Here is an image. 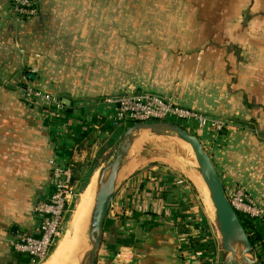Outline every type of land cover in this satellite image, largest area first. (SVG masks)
<instances>
[{
  "label": "crops",
  "instance_id": "crops-1",
  "mask_svg": "<svg viewBox=\"0 0 264 264\" xmlns=\"http://www.w3.org/2000/svg\"><path fill=\"white\" fill-rule=\"evenodd\" d=\"M33 2L36 14L18 18L15 0H0V264H16L12 244L18 236L38 234L35 208L52 192L54 165L74 176L87 138L113 126L117 105L107 100L124 95L118 93L129 86L128 80L114 86L112 79L113 18L96 14L98 5L111 0ZM206 7L207 22L231 26L217 25L216 34L206 37L200 111L226 127L199 128L195 134L225 190L242 187L264 209V0L238 6L227 22ZM157 75L140 74L136 91L182 100L171 82L164 87ZM28 88L52 94L64 110L26 101ZM123 129L119 139L128 128ZM147 137L144 132L138 139ZM128 156L96 264H218L212 212L188 173L156 164L140 168L139 160ZM76 181L73 177V188Z\"/></svg>",
  "mask_w": 264,
  "mask_h": 264
},
{
  "label": "rangeland",
  "instance_id": "rangeland-1",
  "mask_svg": "<svg viewBox=\"0 0 264 264\" xmlns=\"http://www.w3.org/2000/svg\"><path fill=\"white\" fill-rule=\"evenodd\" d=\"M249 2L250 0H111V3H108V5H98L96 9L98 19L113 18L112 43L110 44L109 42V44L112 46L114 60L112 73L114 86L121 80H128L129 84L127 89L121 90L118 94L137 92L158 95L156 94L157 91L156 93H152L154 91H136L138 90L136 87V79L138 77L141 78L140 74H144L143 77L145 79H150L154 73H158L157 76L160 78L158 81H164L161 85L168 87L167 84L171 82V87L174 88L172 91L174 92L176 90L182 100H174L165 95H161V97L163 96L166 100L182 108L209 118L212 124L220 120L217 116L200 111V105L203 101L200 95L202 86L201 69L205 65H202L201 60L203 58L202 52H204V46L208 43L205 42L208 40L206 37L216 34L214 32L215 26L219 25L218 27H221L222 30V27L227 26L228 23L221 22L217 24L216 22L212 23V21L207 22V17H203L202 13L203 11L207 13V5L211 6L213 11L208 12V14L213 16V14L219 12L223 14V20L227 22L228 19L225 18L237 16L236 13L239 11L238 6L241 8L246 7ZM205 3L208 4L205 5ZM218 6L221 8L219 11L216 10ZM242 12L240 11L239 13ZM228 25L231 26V24ZM108 30L109 28H107V36L109 35ZM202 38L204 40L203 44H201ZM120 56H122L121 60H119ZM175 87H178L179 90ZM47 96L56 98L52 94L44 93L40 89L28 88L26 90L25 100H42L48 105L45 101ZM223 122L226 124L225 121ZM130 126L131 124L129 122L122 123L119 126L113 124V126L107 128L106 133L101 132V134L91 135L87 138L86 146L82 149L84 159L82 160L81 167L76 168V171L74 170L78 181L74 184V196L70 201V208L66 214L61 236L56 244V247H59L54 255L49 260H46L47 262L45 261L43 263L78 264L74 259L76 251L72 252L74 248L71 251L69 250L70 242L68 243V249L64 251L60 250L61 246L67 240V235L70 236L71 240H74L73 230L71 228L73 221L77 217V206L83 200V197L86 196L93 176L99 175L101 168L114 157L120 142L118 132L121 134L124 127L129 128ZM185 127L194 135L197 134L200 128L195 124ZM202 129L212 130L209 126L202 127ZM148 135L149 137L138 139L135 142L128 157L142 160L144 159L143 157L149 155L154 149L162 147L177 151L175 156H173V162H147L144 160L138 165L140 168H143L150 164H156L175 172L183 170L188 173L203 198L207 201L212 212L213 228L216 234L219 235V248L221 250L219 251L217 261L218 264H224V254L217 216L202 177L198 172L197 162L192 150L176 137L158 136L152 133H148ZM196 178L202 181V188L197 184ZM200 181L199 184L201 183ZM94 200L95 197L92 200V208L90 207L88 209L84 217V236L80 242L81 245L77 247L80 251L79 256L82 254L86 243L87 250L91 249L88 235ZM68 231L71 232L67 234ZM253 249L254 259L258 264H264V249L262 246L254 245Z\"/></svg>",
  "mask_w": 264,
  "mask_h": 264
},
{
  "label": "built area",
  "instance_id": "built-area-1",
  "mask_svg": "<svg viewBox=\"0 0 264 264\" xmlns=\"http://www.w3.org/2000/svg\"><path fill=\"white\" fill-rule=\"evenodd\" d=\"M14 13L18 18L35 15L36 9L33 0H15ZM45 101L55 110L60 112L64 110L61 102L52 96H47ZM107 102L117 105L112 123L118 126L125 122H129L131 125L146 122H169L180 127L184 125L182 127L184 129H186L185 126L193 124L200 128L209 126L216 132H221L226 127L221 119L212 124L209 118L182 108L161 96L149 93L124 94L109 99ZM225 193L235 212L241 214L256 228L263 227L262 232H264V209L256 204L251 195L242 187L225 190ZM73 196L72 172L54 165L52 192L48 197L41 200L35 208V215L39 221L38 234L18 236L12 244L14 252L28 258L29 264L45 262L60 239ZM121 256V254L118 255V257ZM198 257H202V252H198Z\"/></svg>",
  "mask_w": 264,
  "mask_h": 264
},
{
  "label": "water",
  "instance_id": "water-1",
  "mask_svg": "<svg viewBox=\"0 0 264 264\" xmlns=\"http://www.w3.org/2000/svg\"><path fill=\"white\" fill-rule=\"evenodd\" d=\"M144 132L158 136L176 137L191 147L197 162L198 172L208 189L215 208L224 264H258L254 259L253 245L237 213L227 199L224 185L203 143L190 131L169 122H146L131 125L121 137L114 157L101 168L97 179V192L89 226L88 239L91 249L85 252L80 264H96L105 223L116 197L119 174L130 150L138 140L139 135Z\"/></svg>",
  "mask_w": 264,
  "mask_h": 264
},
{
  "label": "bare ground",
  "instance_id": "bare-ground-1",
  "mask_svg": "<svg viewBox=\"0 0 264 264\" xmlns=\"http://www.w3.org/2000/svg\"><path fill=\"white\" fill-rule=\"evenodd\" d=\"M184 144L188 148L191 149V147L188 144H186V143H184ZM145 152L149 153L147 151H145ZM175 153H177V151L174 150V149H169V148H166V147L157 148V149H154V151H152L149 155L143 157L144 159H142V160L140 159L138 161V163H140L141 161H144V160L147 161V162H149V161L173 162V160H174L173 156H175ZM179 155H181V154H179ZM146 165H148V164H146ZM97 179H98V175H94L93 178H92L91 184H90V186L87 189L86 196L83 197V200L77 206V209H76L77 217L72 223V230H73V235H74L73 239L74 240H71L70 236L67 235V240L64 242V244L62 246L60 245L61 246V249H60L61 251H64V250L68 249V246H69L68 243L70 242L69 250L71 251L74 248V251H72V252L76 251V255L79 256V252L80 251H79V249H77V247L79 245H81L80 242L82 241V238L84 236V228H85L84 227V223H85V218L84 217L86 216L88 209L92 206L93 198L96 196ZM203 183H204V181H203ZM204 185H205V183H204ZM205 187H206V185H205ZM206 189H207V187H206ZM207 192H208V189H207ZM208 195H209V192H208ZM209 197H210V195H209ZM85 252H87V243H86V245L84 246V248L82 250V254H80V256L77 258L78 264H80V260L83 257V255L85 254ZM72 255H73V253H72ZM76 255H74V256H76Z\"/></svg>",
  "mask_w": 264,
  "mask_h": 264
},
{
  "label": "trees",
  "instance_id": "trees-1",
  "mask_svg": "<svg viewBox=\"0 0 264 264\" xmlns=\"http://www.w3.org/2000/svg\"><path fill=\"white\" fill-rule=\"evenodd\" d=\"M73 177H74V181L77 179V177L73 176L72 173V183H73ZM240 222L242 223L244 229L247 232V235L249 237L250 242L252 243V245H256L258 243H261L260 245L262 246V248L264 249V232H262L263 227L262 228H256L255 225H252L249 221H247L246 219L243 218V216L239 213H237ZM185 231V230H183ZM195 246H197V243H194ZM15 258H16V264H29V259L23 257L22 255H18L15 254Z\"/></svg>",
  "mask_w": 264,
  "mask_h": 264
}]
</instances>
